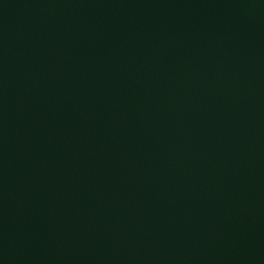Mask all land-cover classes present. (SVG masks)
Wrapping results in <instances>:
<instances>
[{"label":"water","instance_id":"95a60500","mask_svg":"<svg viewBox=\"0 0 264 264\" xmlns=\"http://www.w3.org/2000/svg\"><path fill=\"white\" fill-rule=\"evenodd\" d=\"M0 264H264V0H0Z\"/></svg>","mask_w":264,"mask_h":264}]
</instances>
